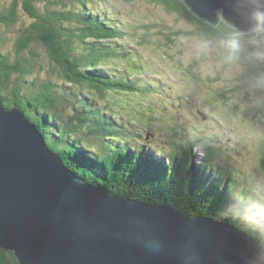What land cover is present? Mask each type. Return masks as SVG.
<instances>
[{
  "label": "trees",
  "instance_id": "1",
  "mask_svg": "<svg viewBox=\"0 0 264 264\" xmlns=\"http://www.w3.org/2000/svg\"><path fill=\"white\" fill-rule=\"evenodd\" d=\"M46 1L58 7L43 11L37 0H11L7 6L0 7V30H13V44L8 52L2 51L6 45L0 32L2 105L8 109L19 106L37 127L46 147L59 156L67 169L89 184L104 186L110 193L143 203L174 208L185 217L203 215L213 221L233 224L264 247L263 184L259 186L254 179L252 187L244 186L241 190L230 185L233 178L225 179L214 168L212 159L205 156L204 161L197 163L196 144L190 145L187 151H160L156 154L159 156H153L144 144L129 146L123 141L122 146L115 140L122 133L119 130L123 122L112 116L119 109L111 107L128 103L123 95L137 90L138 84L99 67L107 59L119 57L129 61L124 53L127 47L122 43L125 31L111 20L112 12L107 16L95 13L94 5L88 2L92 0ZM146 1L175 14L177 21L182 19L193 25L191 30L174 29L164 34L170 46L182 35L218 41L231 31L232 26L224 21L214 25L201 20L183 0ZM153 24L156 23L141 26ZM160 33L163 32L160 30ZM139 38L140 42L146 41ZM43 54L54 78H61L64 85L71 87L67 94L72 97L67 98L75 114L69 118H65L64 109L60 112L63 103L55 88L56 82L36 81ZM219 54L223 62L224 50ZM259 70V66L245 64L241 77L245 79L250 72ZM90 91L100 96L116 92L122 98L107 104L88 98ZM252 113L264 127V107L256 106ZM227 166L232 168L228 163ZM258 172L264 179V154ZM0 264L18 262L12 251L0 248Z\"/></svg>",
  "mask_w": 264,
  "mask_h": 264
},
{
  "label": "water",
  "instance_id": "2",
  "mask_svg": "<svg viewBox=\"0 0 264 264\" xmlns=\"http://www.w3.org/2000/svg\"><path fill=\"white\" fill-rule=\"evenodd\" d=\"M247 31L249 0H183ZM0 248L18 264H255L263 246L227 222L110 193L71 173L22 109L0 100Z\"/></svg>",
  "mask_w": 264,
  "mask_h": 264
},
{
  "label": "rangeland",
  "instance_id": "3",
  "mask_svg": "<svg viewBox=\"0 0 264 264\" xmlns=\"http://www.w3.org/2000/svg\"><path fill=\"white\" fill-rule=\"evenodd\" d=\"M10 1L0 0V7L7 6ZM88 2L94 5L95 13L107 16L111 11V20L121 25L125 31L122 43L127 47L124 53L129 58L128 63L118 57L115 60L107 59L99 67H105L138 84L137 90L123 95L128 103L120 102L119 108L111 107L112 110L119 109L112 116L123 122V128L119 130V134L121 129L122 133L115 140L122 146L123 141L129 146L144 144L153 156H159L156 154L160 151H187L190 145L196 144L194 151L197 163L204 161L205 156L212 159L214 168L225 179L228 176L233 178L229 181L230 185L241 190L244 186L252 187L254 179L259 186L264 185V179L258 172L264 154V127L257 115L252 113L256 106L244 87L245 79L241 75L234 77L229 66L223 64L219 54L221 48L214 47L208 55L189 59L185 55L186 51L200 38L182 35L176 38L173 46L168 45L164 34L171 33L174 29L191 30L193 25L182 19L177 21L173 16L175 14L166 12L162 6L146 0ZM36 4L43 11L58 7L46 0H37ZM193 14L197 16L194 12ZM216 15L218 24L222 21L228 24L223 19L221 10L219 13L216 10ZM152 23L156 24L152 27L141 26ZM0 32L4 34L3 41L6 45L2 47V51L8 52L13 44V30ZM139 37L146 41L140 42ZM208 40L214 44L216 42L212 38ZM116 44L119 42L116 41ZM37 70L36 81L56 82L55 88L63 103L60 112L64 109L65 118L73 116L75 112L67 98L72 97L67 94V89L71 87L64 85L61 78H54L45 54ZM88 95L90 99L94 97V101L107 104L108 101L122 98V94L116 92L100 96L90 91ZM120 122H116L115 128ZM167 160L168 157L165 158L166 162ZM227 163L232 165L231 169ZM245 192L253 196L248 190Z\"/></svg>",
  "mask_w": 264,
  "mask_h": 264
},
{
  "label": "clouds",
  "instance_id": "4",
  "mask_svg": "<svg viewBox=\"0 0 264 264\" xmlns=\"http://www.w3.org/2000/svg\"><path fill=\"white\" fill-rule=\"evenodd\" d=\"M249 3L250 27L247 31L233 25L230 33L215 44L208 39H199L189 46L185 55L189 59L199 58L219 47L224 50L223 63L229 66L234 77L243 73L245 64L259 66L260 70L250 72L243 83L251 94L252 103L264 107V0H249ZM255 264H264V255H257Z\"/></svg>",
  "mask_w": 264,
  "mask_h": 264
},
{
  "label": "bare ground",
  "instance_id": "5",
  "mask_svg": "<svg viewBox=\"0 0 264 264\" xmlns=\"http://www.w3.org/2000/svg\"><path fill=\"white\" fill-rule=\"evenodd\" d=\"M23 111V110H22ZM26 118V117H25ZM27 119V118H26ZM28 120V119H27ZM29 121V120H28ZM30 122V121H29ZM43 142H44V139H43ZM44 144H45V142H44ZM47 148V147H46ZM48 149V148H47ZM49 150V149H48ZM53 153V152H52ZM55 154V153H54ZM56 155V154H55ZM58 158H59V156L58 155H56ZM60 159V158H59ZM61 160V159H60ZM62 161V160H61ZM63 164V163H62ZM69 170V169H68ZM70 171V170H69ZM71 173H72V171H70ZM100 187H104V186H100ZM131 199V198H130ZM160 206H163V207H168V206H165V205H160ZM169 209H171V210H173L174 212L176 211L174 208H171V207H168ZM176 212H178V211H176ZM182 217H184V218H188V217H185V216H183L180 212H178ZM215 222H217V221H215Z\"/></svg>",
  "mask_w": 264,
  "mask_h": 264
}]
</instances>
